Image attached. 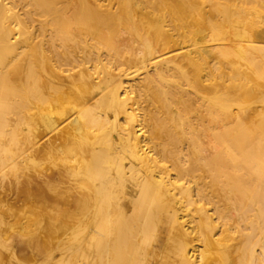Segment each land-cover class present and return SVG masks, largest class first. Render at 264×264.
I'll return each instance as SVG.
<instances>
[{
    "label": "bare ground",
    "instance_id": "bare-ground-1",
    "mask_svg": "<svg viewBox=\"0 0 264 264\" xmlns=\"http://www.w3.org/2000/svg\"><path fill=\"white\" fill-rule=\"evenodd\" d=\"M0 264H264V0H0Z\"/></svg>",
    "mask_w": 264,
    "mask_h": 264
},
{
    "label": "rangeland",
    "instance_id": "rangeland-1",
    "mask_svg": "<svg viewBox=\"0 0 264 264\" xmlns=\"http://www.w3.org/2000/svg\"><path fill=\"white\" fill-rule=\"evenodd\" d=\"M13 239H15L16 241H20V237L17 234H13ZM151 255H159L160 256V248H154L152 250H150L149 252Z\"/></svg>",
    "mask_w": 264,
    "mask_h": 264
}]
</instances>
